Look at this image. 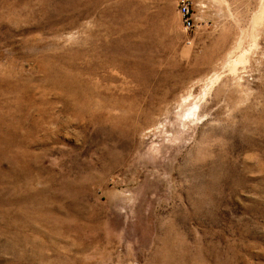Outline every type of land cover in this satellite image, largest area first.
<instances>
[{
    "label": "rangeland",
    "instance_id": "rangeland-1",
    "mask_svg": "<svg viewBox=\"0 0 264 264\" xmlns=\"http://www.w3.org/2000/svg\"><path fill=\"white\" fill-rule=\"evenodd\" d=\"M189 1L0 0V264H264V0Z\"/></svg>",
    "mask_w": 264,
    "mask_h": 264
},
{
    "label": "built area",
    "instance_id": "built-area-1",
    "mask_svg": "<svg viewBox=\"0 0 264 264\" xmlns=\"http://www.w3.org/2000/svg\"><path fill=\"white\" fill-rule=\"evenodd\" d=\"M177 13L181 19V24L184 29H190L192 27V20L190 15V1L189 0H177Z\"/></svg>",
    "mask_w": 264,
    "mask_h": 264
},
{
    "label": "bare ground",
    "instance_id": "bare-ground-1",
    "mask_svg": "<svg viewBox=\"0 0 264 264\" xmlns=\"http://www.w3.org/2000/svg\"><path fill=\"white\" fill-rule=\"evenodd\" d=\"M243 56V55H242ZM238 60H241V62L243 61V58L241 57V58H239ZM239 62V61H238ZM244 63V62H243ZM242 64V63H241ZM239 65V64H238ZM211 88V87H210ZM210 91V90H209ZM201 97V96H200ZM196 110H197V108H196ZM194 112H195V108L194 109H191V111L188 113V116L189 115H193L194 114ZM190 117V116H189Z\"/></svg>",
    "mask_w": 264,
    "mask_h": 264
}]
</instances>
